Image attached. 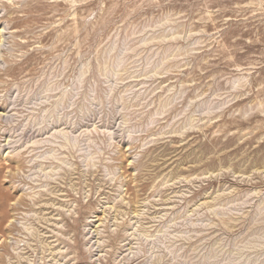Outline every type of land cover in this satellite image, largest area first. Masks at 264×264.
I'll return each instance as SVG.
<instances>
[{
  "label": "rangeland",
  "instance_id": "374dc122",
  "mask_svg": "<svg viewBox=\"0 0 264 264\" xmlns=\"http://www.w3.org/2000/svg\"><path fill=\"white\" fill-rule=\"evenodd\" d=\"M0 34V264H264V0H0Z\"/></svg>",
  "mask_w": 264,
  "mask_h": 264
},
{
  "label": "bare ground",
  "instance_id": "6f19581e",
  "mask_svg": "<svg viewBox=\"0 0 264 264\" xmlns=\"http://www.w3.org/2000/svg\"><path fill=\"white\" fill-rule=\"evenodd\" d=\"M0 36H1V34H0ZM2 37H3V36H1V38H2ZM2 42H3V40H2ZM2 42H1V43H2ZM1 43H0V44H1ZM1 45H2V44H1ZM1 45H0V46H1ZM2 47H3V46H2Z\"/></svg>",
  "mask_w": 264,
  "mask_h": 264
}]
</instances>
